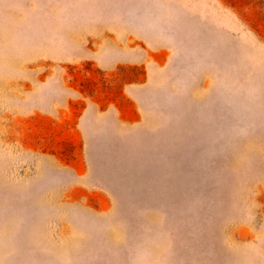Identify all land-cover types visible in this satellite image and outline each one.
Returning a JSON list of instances; mask_svg holds the SVG:
<instances>
[{"label": "rangeland", "instance_id": "obj_1", "mask_svg": "<svg viewBox=\"0 0 264 264\" xmlns=\"http://www.w3.org/2000/svg\"><path fill=\"white\" fill-rule=\"evenodd\" d=\"M0 264H264V0H0Z\"/></svg>", "mask_w": 264, "mask_h": 264}, {"label": "crops", "instance_id": "obj_2", "mask_svg": "<svg viewBox=\"0 0 264 264\" xmlns=\"http://www.w3.org/2000/svg\"><path fill=\"white\" fill-rule=\"evenodd\" d=\"M124 26H126V25H124ZM127 26H129V25H127ZM116 27H121V25L120 24H113L112 25V28H116ZM127 34H134V33H127Z\"/></svg>", "mask_w": 264, "mask_h": 264}]
</instances>
